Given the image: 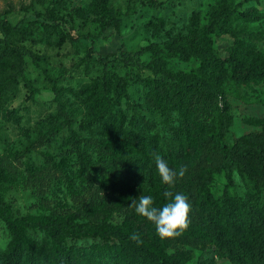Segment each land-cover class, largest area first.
I'll use <instances>...</instances> for the list:
<instances>
[{
  "label": "rangeland",
  "instance_id": "1",
  "mask_svg": "<svg viewBox=\"0 0 264 264\" xmlns=\"http://www.w3.org/2000/svg\"><path fill=\"white\" fill-rule=\"evenodd\" d=\"M99 1L0 0V19L12 24L25 20L11 42L37 56L34 61L26 53L23 63L33 90L18 77L0 95V197L14 217L72 213L78 222L100 226L127 222L151 239L147 226L155 228L154 223L138 215L130 203L151 195L160 207L168 199L154 190L161 182L155 158L167 160L174 171L183 167L184 174L212 166L222 112L227 115L228 144L262 128L264 80L237 83L227 71L219 82L212 81L226 92V108L219 96L204 99L200 89L178 97L146 69L125 63L115 50L121 45L133 50L149 42L166 50L210 27L219 56L242 51L249 59L264 60V0H107L97 8ZM46 8L67 19L64 30L78 40L60 33L44 16ZM110 17L121 22L97 36ZM88 46L93 49L90 54ZM104 54L110 59L109 111L100 99ZM152 56L146 52L141 58L148 61ZM163 59L171 70L203 77L213 71L199 58L184 61L165 52ZM15 62L14 55L0 48V89L16 72ZM224 190L236 202L234 212L242 229H247L250 207L264 213V186H251L234 172L231 183L222 173L213 174L195 198L194 214L207 193L220 205ZM125 203L127 211L118 210ZM196 227L195 232L186 227L163 240L191 248V261L213 257V264H233L215 253L208 231ZM27 236L39 245L45 235L29 228ZM10 239V230L0 220L1 251Z\"/></svg>",
  "mask_w": 264,
  "mask_h": 264
},
{
  "label": "trees",
  "instance_id": "2",
  "mask_svg": "<svg viewBox=\"0 0 264 264\" xmlns=\"http://www.w3.org/2000/svg\"><path fill=\"white\" fill-rule=\"evenodd\" d=\"M107 0H100L97 8H102ZM40 15V13H38ZM44 16L64 30L67 19L56 17L46 8ZM25 20L19 19L12 24L7 18L0 19V48L7 54L16 57V72L6 77L0 89V95L6 93L16 78L20 77L26 87L30 83L24 72L25 54H29L36 61L37 56L31 51H25L11 42L12 33L23 27ZM121 19L110 17L101 23L97 36H101L110 24H119ZM209 29L193 32L184 41L167 45L166 50L155 42L143 44L136 49H126L122 45L115 53L125 62L135 64L140 69H146L152 78L160 84H165L178 97L184 96L191 89L202 90L204 99L211 95L219 96L223 106L228 108L226 92L211 82H219L229 72L230 77L237 83H249L264 80V60L249 59L242 51H235L226 57L219 56L214 50L209 37ZM64 30V31H63ZM69 33V32H68ZM70 34V33H69ZM70 38L76 36L70 34ZM93 51L88 46L87 52ZM150 52L153 56L144 61L141 56ZM168 53L189 61L199 58L200 63L211 68L216 73H205L206 77L198 74L185 73L180 70H171L166 66L163 54ZM103 63L102 87L100 97L104 102V110L112 109V101L108 97V63L109 55L100 56ZM228 129L226 113L222 112L216 143L217 157L209 168L197 173L191 171L175 178L172 185L160 182L155 188L156 194L166 197L165 192H183L190 203L188 214V229L196 230V226L208 231L212 239L215 253L227 257L233 264H264V213L254 208L248 209V223L246 230L243 223L237 219L234 212L236 202L224 190L221 204L212 200L207 193L206 199L200 203L199 213L194 214L195 198L201 189L212 181L213 174L222 173L227 183L233 180L234 172L251 186H264V122L259 130H250L239 136L232 144L224 141ZM49 133H47L48 135ZM134 201V200H133ZM131 204V203H130ZM135 204H131V208ZM128 205H120L118 210L127 211ZM201 213V215H200ZM204 215V218L202 217ZM0 220L11 232V239L6 250H0V264H213V257H205L191 261L192 250L189 247L175 245L161 239L154 227L147 226L152 234L151 239L142 233L141 228L127 222L107 223L97 225L84 221L78 222L74 215L43 214L23 215L14 217L8 203L0 197ZM29 228H38L43 231L44 238L36 245L28 236ZM137 233L139 242L130 239L132 233ZM195 232V231H194Z\"/></svg>",
  "mask_w": 264,
  "mask_h": 264
},
{
  "label": "clouds",
  "instance_id": "3",
  "mask_svg": "<svg viewBox=\"0 0 264 264\" xmlns=\"http://www.w3.org/2000/svg\"><path fill=\"white\" fill-rule=\"evenodd\" d=\"M155 168L161 182L166 185H172L176 177L184 174L183 167L174 171L167 160L159 156L155 158ZM165 196L168 199L160 207L154 205L151 195H140L138 200L132 201L135 204V212L154 223L156 234L161 239L177 236L188 226L191 207L183 192L166 191ZM130 239L139 242V236L135 232L131 234Z\"/></svg>",
  "mask_w": 264,
  "mask_h": 264
}]
</instances>
